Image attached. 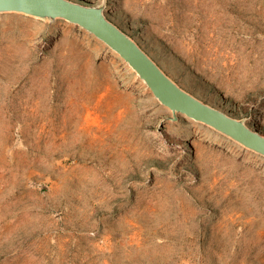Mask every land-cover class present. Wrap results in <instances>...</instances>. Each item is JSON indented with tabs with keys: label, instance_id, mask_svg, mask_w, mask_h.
<instances>
[{
	"label": "rangeland",
	"instance_id": "obj_1",
	"mask_svg": "<svg viewBox=\"0 0 264 264\" xmlns=\"http://www.w3.org/2000/svg\"><path fill=\"white\" fill-rule=\"evenodd\" d=\"M264 135V0H71ZM161 106L63 20L0 14V264H264V158Z\"/></svg>",
	"mask_w": 264,
	"mask_h": 264
},
{
	"label": "water",
	"instance_id": "obj_2",
	"mask_svg": "<svg viewBox=\"0 0 264 264\" xmlns=\"http://www.w3.org/2000/svg\"><path fill=\"white\" fill-rule=\"evenodd\" d=\"M99 5L71 0H0V14L15 13L42 21L63 20L75 25L112 51L135 74L151 96L171 112L202 124L240 147L264 158V135L202 102L172 80L130 37L115 25Z\"/></svg>",
	"mask_w": 264,
	"mask_h": 264
}]
</instances>
